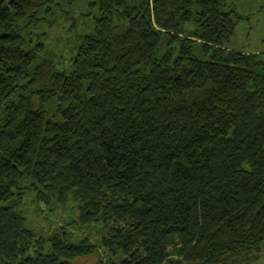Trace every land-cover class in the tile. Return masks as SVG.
I'll list each match as a JSON object with an SVG mask.
<instances>
[{
  "label": "trees",
  "instance_id": "trees-1",
  "mask_svg": "<svg viewBox=\"0 0 264 264\" xmlns=\"http://www.w3.org/2000/svg\"><path fill=\"white\" fill-rule=\"evenodd\" d=\"M58 1L0 0V264L99 253L64 226L38 235L18 211L27 190L49 211L74 200L69 225L101 222L100 245L117 256L108 264L254 263L264 250V52L225 46L235 7L93 0L72 71L53 52L31 68L45 45L29 47L16 17ZM192 19L199 28L187 31ZM162 33L177 55L156 57Z\"/></svg>",
  "mask_w": 264,
  "mask_h": 264
},
{
  "label": "rangeland",
  "instance_id": "rangeland-1",
  "mask_svg": "<svg viewBox=\"0 0 264 264\" xmlns=\"http://www.w3.org/2000/svg\"><path fill=\"white\" fill-rule=\"evenodd\" d=\"M91 1L93 0H59L57 3L30 8L25 16L16 17V27L29 41V47L36 42L45 45V49L39 52L31 68L40 63L49 52H53L57 68L66 73L72 71V58L77 47L84 39V35L94 27L95 17L98 15V10L91 6ZM229 6L235 7L240 17L237 19L235 33L225 41V46L239 52H264V0H224V9ZM193 8L196 9L197 6ZM185 28L189 31L199 27L192 19ZM179 46L178 41H171L168 34L162 33L156 57L161 58L169 51L175 56L178 54ZM193 49L196 57L207 59L209 52L202 48L201 43L194 42ZM57 105L55 97L45 104L48 118H56ZM36 196L35 190H27L18 211L28 219L30 228L38 235L48 236L56 228L64 226L70 233L72 231L75 233L76 239L89 235L88 239L97 246L98 255L81 258L77 264H93L100 258L104 261L102 264H108L110 259L117 261V256H111L100 245V238L106 234L101 222L85 224L77 222L71 224L72 226L68 224L71 218L77 220L78 212L75 208L77 203L74 200L71 199L69 203L49 211L47 206L38 202ZM252 264H264V250L260 253L259 259Z\"/></svg>",
  "mask_w": 264,
  "mask_h": 264
}]
</instances>
